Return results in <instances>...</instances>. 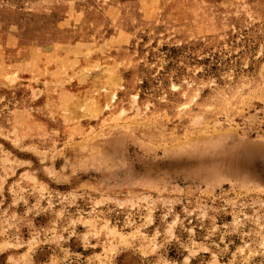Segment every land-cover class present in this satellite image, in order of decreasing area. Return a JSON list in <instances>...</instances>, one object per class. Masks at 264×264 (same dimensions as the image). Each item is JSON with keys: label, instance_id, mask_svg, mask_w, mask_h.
Returning a JSON list of instances; mask_svg holds the SVG:
<instances>
[{"label": "rangeland", "instance_id": "rangeland-1", "mask_svg": "<svg viewBox=\"0 0 264 264\" xmlns=\"http://www.w3.org/2000/svg\"><path fill=\"white\" fill-rule=\"evenodd\" d=\"M0 264H264V0H0Z\"/></svg>", "mask_w": 264, "mask_h": 264}]
</instances>
